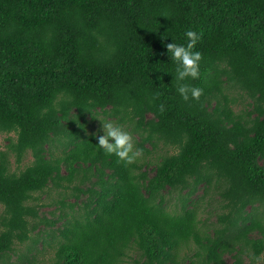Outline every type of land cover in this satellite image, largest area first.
<instances>
[{
    "label": "trees",
    "instance_id": "16d2710c",
    "mask_svg": "<svg viewBox=\"0 0 264 264\" xmlns=\"http://www.w3.org/2000/svg\"><path fill=\"white\" fill-rule=\"evenodd\" d=\"M189 27L201 58L184 82L202 92L185 100L165 44ZM98 117L130 134L132 161L96 144ZM0 133V264H257L264 0H0Z\"/></svg>",
    "mask_w": 264,
    "mask_h": 264
},
{
    "label": "clouds",
    "instance_id": "9594fccd",
    "mask_svg": "<svg viewBox=\"0 0 264 264\" xmlns=\"http://www.w3.org/2000/svg\"><path fill=\"white\" fill-rule=\"evenodd\" d=\"M184 35L188 38L186 44L171 40L165 44V48L176 62L172 73L173 78L176 80V91L185 100L189 96L198 99L202 89L184 81L186 77L195 78L198 76V63L201 52L198 49L193 50V45L199 39V33L189 27L185 29ZM160 107L162 109L163 105H160ZM101 126L103 132L97 136L96 144L107 154H115L116 157L126 162L132 161L138 150L134 149L130 134L123 130L119 124H114L111 121H103Z\"/></svg>",
    "mask_w": 264,
    "mask_h": 264
},
{
    "label": "rangeland",
    "instance_id": "374dc122",
    "mask_svg": "<svg viewBox=\"0 0 264 264\" xmlns=\"http://www.w3.org/2000/svg\"><path fill=\"white\" fill-rule=\"evenodd\" d=\"M240 100V98H239ZM242 101H237V102H234L233 104V109L234 110H237L240 108L241 106V103ZM102 122L101 120L99 119V117L96 119V120H93L91 123L88 124V130H98L101 132H103V129H102V126H101ZM9 134H6V133H0V150H3L6 146V143H7V139L6 136H8ZM12 135V134H11ZM133 137L137 138V136L135 134H133ZM145 146H148L145 144ZM148 148H150L148 146ZM150 153L148 155H146V158H147V164H148V172H151V169L150 167L157 161V159L160 157V155L166 153V152H170L171 149L167 148V147H164L162 145H158L156 148H151L149 149ZM54 154L57 155L59 154V151H54ZM137 154H139V152L137 151ZM31 161V155H30V152L28 151L24 157L22 158L21 160V163L16 166L17 164L14 163L13 161V157H11L9 159V167H10V170L12 171H18L20 170L24 165L28 164L29 162ZM176 193V192H175ZM175 193H172V195L170 196L169 198V202H167V206L168 208H171V205L173 206V202L176 200L175 198ZM202 193V190L201 189H198L196 191V194L191 197V200L194 202L200 200L199 198H197L196 196L197 195H200ZM52 195V193H51ZM208 195H205V197H203L202 199V203L205 204V200H206V197ZM213 200H216V199H213ZM216 202L215 201H212V206H216ZM51 208V207H50ZM212 208V207H211ZM214 209V208H212ZM2 210V207L0 205V212ZM221 211H225V210H221ZM220 211V212H221ZM57 212V211H56ZM206 217V213L205 212H200V215H199V218H204ZM206 224L210 225L209 227V231H211L214 227V225L216 224V226H218V223L216 222V218L213 214L210 215V219L205 221ZM214 223V224H213ZM199 230L200 232L202 233L203 232V227L199 225ZM212 233V231L210 232ZM46 240L48 242V244H43L41 245V243L37 242L35 244V246L37 247V249L39 250L40 248H43L38 254H37V258L45 263H47L49 261V257L52 255V252H53V248L50 247V246H53L54 244V241L52 240L51 237L47 236L46 237ZM43 246V247H42ZM24 246L23 245H17V250H20V252H22L24 250L23 248ZM196 250V248L194 247V245H191L189 244V248H182L181 251H180V254L183 255L184 253H186L187 255H192V253ZM34 252V251H33ZM133 257H136L135 255H133ZM226 258V261L228 263H230L231 259H229L227 256H225ZM179 259V258H178ZM245 259V258H244ZM11 261H15V254H11V257H10V260L9 259H4L1 264H9V262ZM179 261H181V258L179 259ZM262 261H264V257H262V259H260L257 264H262ZM179 264V263H178Z\"/></svg>",
    "mask_w": 264,
    "mask_h": 264
}]
</instances>
